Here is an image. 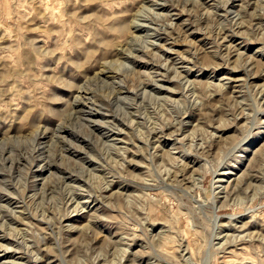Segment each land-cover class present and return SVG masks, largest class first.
<instances>
[{
  "label": "rangeland",
  "instance_id": "374dc122",
  "mask_svg": "<svg viewBox=\"0 0 264 264\" xmlns=\"http://www.w3.org/2000/svg\"><path fill=\"white\" fill-rule=\"evenodd\" d=\"M0 264H264V0H0Z\"/></svg>",
  "mask_w": 264,
  "mask_h": 264
}]
</instances>
